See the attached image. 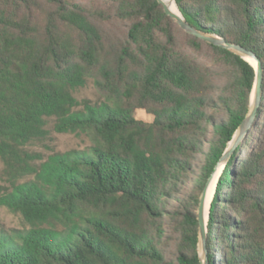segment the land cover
<instances>
[{
  "label": "trees",
  "instance_id": "obj_1",
  "mask_svg": "<svg viewBox=\"0 0 264 264\" xmlns=\"http://www.w3.org/2000/svg\"><path fill=\"white\" fill-rule=\"evenodd\" d=\"M176 3L264 70V0ZM89 80L100 101L74 96ZM255 81L250 63L186 32L158 0H0V206L25 224H0V264H202L201 196ZM262 89L210 202L209 264H264V73ZM51 121L92 145L28 152Z\"/></svg>",
  "mask_w": 264,
  "mask_h": 264
},
{
  "label": "water",
  "instance_id": "obj_2",
  "mask_svg": "<svg viewBox=\"0 0 264 264\" xmlns=\"http://www.w3.org/2000/svg\"><path fill=\"white\" fill-rule=\"evenodd\" d=\"M161 4L164 5L165 10L167 12V14L169 16H171L186 32L193 34L205 41H207L210 44L213 45H217L220 46L222 48H225L229 51H232L233 53L239 55L240 57H242L244 60H246L248 63H250L249 59L252 60H257L259 63V68H256L255 66H253L251 63V65L255 68L256 71V81H255V85L252 91V96H251V105H250V110L248 115L246 116L245 120L243 121V123L241 124V126L239 127V129L237 130V132L235 133L232 141L229 143L228 148L226 149L223 157L221 158L220 162L217 164L214 172L212 173L211 177L209 178L206 187L204 189V192L201 196V202H200V207H199V220H200V256H201V261L202 264H209L208 262V256H207V249H206V234H207V225H208V221H209V217H210V208H211V204H210V208H209V213L208 216L205 218V216L203 215V205H204V197L205 194L207 192V188L209 185L210 180L212 179L213 175L215 174L217 168L222 165L223 166V170L227 164V162L229 161V159L231 158L233 152L236 150V148L239 146V144L243 141V139L246 137L249 129L252 127V124L255 120L256 117V112L258 110V107L260 105L261 102V98H262V93H263V89H262V83H263V66L262 63L260 61V59L257 57V55L251 51H248L247 49H245L244 47L240 46V45H236V44H232V43H228L226 42L225 39L220 38L216 35H211V34H207L204 32H201L199 30H197L196 28L192 27L186 20L185 18L182 16L181 12V16L176 15L175 13L171 12L168 7L165 5L164 2H162V0H158ZM175 2L176 6V0H172ZM178 8V6H177ZM179 10V9H178ZM218 184V183H217ZM217 187V185H216ZM215 195V193H214ZM214 198V196H213ZM213 201V199H212ZM212 203V202H211Z\"/></svg>",
  "mask_w": 264,
  "mask_h": 264
},
{
  "label": "rangeland",
  "instance_id": "obj_3",
  "mask_svg": "<svg viewBox=\"0 0 264 264\" xmlns=\"http://www.w3.org/2000/svg\"><path fill=\"white\" fill-rule=\"evenodd\" d=\"M171 2V0H168ZM175 11L178 13V9L174 3ZM74 96L78 100L90 99L94 102L101 100V95L97 91L95 84L92 80H89L84 88L78 89L74 92ZM135 116L138 120L146 123L153 122L154 116L145 110H137ZM53 122L49 124L50 135L44 141H34L29 144L25 149L31 153L42 154L44 159H47L49 155L54 152H67L73 149H86L92 145L91 139L86 134H58L53 131ZM39 161H37L38 163ZM7 176L5 172V165L0 160V185H7ZM0 224L2 228L9 232L13 229H23L25 227L24 221L18 214L11 213L5 207L0 206Z\"/></svg>",
  "mask_w": 264,
  "mask_h": 264
},
{
  "label": "bare ground",
  "instance_id": "obj_4",
  "mask_svg": "<svg viewBox=\"0 0 264 264\" xmlns=\"http://www.w3.org/2000/svg\"><path fill=\"white\" fill-rule=\"evenodd\" d=\"M162 2L165 3V5L168 7V9L175 13L176 15H179L181 16L179 10H178V13L177 11H175V6H174V1L171 0V2L173 3H170L168 2V0H162ZM176 5V4H175ZM177 7V6H176ZM178 9V8H177ZM250 63L255 66L256 68H259V63L257 60H252V59H249ZM222 172H223V166L220 165L215 174L213 175L212 179L210 180L209 182V185H208V188H207V192L205 194V197H204V205H203V215L205 216V218L208 216V213H209V207H210V202L213 198V194H214V190L216 188V185L218 183V180L220 178V176L222 175Z\"/></svg>",
  "mask_w": 264,
  "mask_h": 264
}]
</instances>
